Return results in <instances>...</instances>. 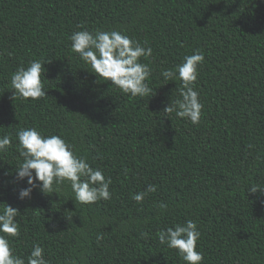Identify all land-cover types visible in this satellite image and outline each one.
I'll list each match as a JSON object with an SVG mask.
<instances>
[{
  "label": "trees",
  "instance_id": "obj_1",
  "mask_svg": "<svg viewBox=\"0 0 264 264\" xmlns=\"http://www.w3.org/2000/svg\"><path fill=\"white\" fill-rule=\"evenodd\" d=\"M85 29L123 30L150 46L141 62L152 96L123 94L89 72L69 40ZM195 50L205 57L199 124L163 112L181 81L161 76ZM37 59L47 95L13 98L11 74ZM29 127L62 136L101 168L111 199L81 204L62 184L20 200L16 131ZM3 135L12 145L0 152V203L19 210L17 255L40 244L50 264H185L156 234L192 219L203 264H264V193L248 192L264 188V0H0ZM149 184L155 192L131 199Z\"/></svg>",
  "mask_w": 264,
  "mask_h": 264
},
{
  "label": "clouds",
  "instance_id": "obj_2",
  "mask_svg": "<svg viewBox=\"0 0 264 264\" xmlns=\"http://www.w3.org/2000/svg\"><path fill=\"white\" fill-rule=\"evenodd\" d=\"M82 28V26H79ZM73 53L86 65L99 80L110 81L121 93L131 97L152 96V89L147 83L152 70L141 57L147 59L152 55V48L143 46L131 38L123 30L95 29L93 31H73L69 37ZM205 60L200 50L186 55L175 69H165L161 76L165 80L179 79V98L170 101L165 107L166 114L175 113L178 118L190 120L199 124L203 103L196 90L198 66ZM45 62L29 61L27 66L20 65L10 76V89L14 97L21 100H38L45 97L42 75L45 74ZM17 164L15 165V180L27 181V187L18 190L20 200L30 198L35 189L42 193H55L58 186L67 184L76 202L94 204L98 201L110 200L112 193L109 188L111 177H106L103 170L92 167L87 158L77 155L62 136L45 135L35 127L20 128L16 131ZM12 145L11 135L0 136V152L7 151ZM156 186L149 184L147 188L134 193L131 199L141 203L148 193L155 192ZM251 193H264V188L252 185ZM159 209H167V204L160 202ZM19 210L7 203H0V264H50L45 258L44 249L40 244H33L27 256L17 255L10 243L11 238L19 236V224L16 217ZM160 244L169 249H175L185 264H203L204 255L197 250L201 236L196 221L187 219L160 229L157 234ZM101 237H98V239Z\"/></svg>",
  "mask_w": 264,
  "mask_h": 264
}]
</instances>
